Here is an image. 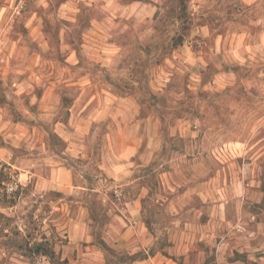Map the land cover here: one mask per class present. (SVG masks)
<instances>
[{
  "label": "rangeland",
  "instance_id": "obj_1",
  "mask_svg": "<svg viewBox=\"0 0 264 264\" xmlns=\"http://www.w3.org/2000/svg\"><path fill=\"white\" fill-rule=\"evenodd\" d=\"M260 103L264 0H0V208L42 148L89 185L107 264H264V128L210 151ZM80 243L34 245L32 264H83Z\"/></svg>",
  "mask_w": 264,
  "mask_h": 264
},
{
  "label": "clouds",
  "instance_id": "obj_2",
  "mask_svg": "<svg viewBox=\"0 0 264 264\" xmlns=\"http://www.w3.org/2000/svg\"><path fill=\"white\" fill-rule=\"evenodd\" d=\"M232 119H239V126L221 128L215 133L216 141L211 145L210 151L217 159L222 158V145L237 141L247 143L259 134L258 130L264 128V103L252 105L246 112L237 113ZM10 167L14 173H18L13 175V179L20 190V196L13 197L10 190L8 198L16 199L17 202L10 207L0 208V214L10 220L7 226L0 225V264H32L34 245H51L53 241H57L53 251L58 252L59 245L64 240L69 244L77 240L81 242L77 246V259L83 261V264H107L105 250L98 246L101 241L108 244L104 229L94 224L82 200L77 198L89 189V185L76 175L71 176L69 184L68 174L75 171L72 165L66 160H60L55 165L63 171L64 178L61 180L58 172L53 170V157L41 148L37 150L36 156L22 165ZM127 167H132V164ZM96 168L99 170L98 175L107 174L111 178L103 160L96 161ZM126 175L130 176L131 173ZM3 191L0 188V194ZM57 192L61 195L57 196ZM70 196L73 199H69ZM112 223L127 227L120 218ZM109 226L111 225H105ZM113 230L118 232L119 228ZM65 259H69V264H76L67 253L60 258L59 264H63ZM36 264H52V261L41 254L36 259Z\"/></svg>",
  "mask_w": 264,
  "mask_h": 264
},
{
  "label": "crops",
  "instance_id": "obj_3",
  "mask_svg": "<svg viewBox=\"0 0 264 264\" xmlns=\"http://www.w3.org/2000/svg\"><path fill=\"white\" fill-rule=\"evenodd\" d=\"M53 170L58 172V175L60 178V174H62L63 171H61L60 169H58V170L53 169ZM64 170H66V169H64ZM69 178H70V175L68 174V181H69ZM148 243H150V242L148 241ZM130 263H132V262H129V263L127 262L125 264H130ZM132 264H176V263L174 260H172L166 256H162V255L150 256V255H148V258H143V259L138 260L137 262L132 263Z\"/></svg>",
  "mask_w": 264,
  "mask_h": 264
},
{
  "label": "built area",
  "instance_id": "obj_4",
  "mask_svg": "<svg viewBox=\"0 0 264 264\" xmlns=\"http://www.w3.org/2000/svg\"><path fill=\"white\" fill-rule=\"evenodd\" d=\"M14 188H15V183H10V184L6 185L5 190L7 193H9L11 190V193H12L14 191Z\"/></svg>",
  "mask_w": 264,
  "mask_h": 264
},
{
  "label": "trees",
  "instance_id": "obj_5",
  "mask_svg": "<svg viewBox=\"0 0 264 264\" xmlns=\"http://www.w3.org/2000/svg\"><path fill=\"white\" fill-rule=\"evenodd\" d=\"M39 246V245H38ZM38 248V247H37Z\"/></svg>",
  "mask_w": 264,
  "mask_h": 264
}]
</instances>
